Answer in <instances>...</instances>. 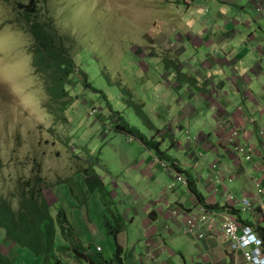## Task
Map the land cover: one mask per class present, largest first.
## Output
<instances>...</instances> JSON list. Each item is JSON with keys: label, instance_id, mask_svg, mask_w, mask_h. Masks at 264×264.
<instances>
[{"label": "rangeland", "instance_id": "obj_1", "mask_svg": "<svg viewBox=\"0 0 264 264\" xmlns=\"http://www.w3.org/2000/svg\"><path fill=\"white\" fill-rule=\"evenodd\" d=\"M189 1L0 0V191H15L19 179L31 178L39 171L45 178L44 193L52 212L56 214L63 205L73 221L74 214L78 218L76 225L96 226V242L109 258L115 252L116 239L112 233L105 234L108 227L98 220L102 219L99 212L102 208L109 211L111 225L117 226L110 211L116 213L120 205L127 206L126 197L121 190L114 196L98 188L88 193L89 207L82 208L80 203L87 202L83 185L89 175L84 171L90 166L89 156L93 168L98 164L96 170L110 183V170L121 173L116 165L121 151L140 149L137 142H128L132 135L114 128L121 119L115 110L131 125L154 134L148 126L149 112L141 103L151 104L160 97L168 103L170 96L162 89L166 82L161 74L171 71L168 77H172L182 68H200L201 55L214 47L197 45L196 38L202 37L206 27L214 35L222 32L219 25L223 18L218 20L217 15L237 17L243 31L245 22L250 21L247 32L264 38V0ZM215 2L222 8L212 16L205 6ZM39 6L42 19L52 18L62 33L74 39L76 76L67 88L70 94L65 108L53 102L32 64L35 41L20 11ZM85 77L90 84L85 83ZM177 92L185 93L175 85L172 93ZM179 156L187 165L185 156ZM102 160L106 164L99 166ZM164 160L170 162L169 158ZM160 182L158 177L154 184ZM57 235L65 239L64 230ZM87 235L83 238L89 240ZM5 239L10 241L7 247ZM0 244L15 263L43 264L41 256L16 244L1 226Z\"/></svg>", "mask_w": 264, "mask_h": 264}, {"label": "crops", "instance_id": "obj_2", "mask_svg": "<svg viewBox=\"0 0 264 264\" xmlns=\"http://www.w3.org/2000/svg\"><path fill=\"white\" fill-rule=\"evenodd\" d=\"M184 2L190 3L189 0ZM205 7L212 16L222 8L218 2ZM217 16L218 20L223 18V23L219 25L222 32L214 35L208 33L209 28L206 27L202 37L196 38L197 45L214 47L201 55L200 68H182L172 77H168L171 71L161 74L166 82L162 89L170 96L168 103L161 97L151 104L141 103L142 109L147 108L149 112L148 126L156 131L147 134L160 142L164 156H159L134 137L128 142H137L140 149L121 151L120 159L116 160L121 173L110 170V183L106 182L107 176L104 178L96 170L98 164L94 173L85 177L86 199L89 191L101 188L108 194L113 192L114 196L119 195L121 190L128 201L127 206L120 205L116 213L110 211L120 216L119 221L114 217L116 223L123 222L116 240L123 247L127 264H245L242 251L232 250L229 239L224 235L222 223L225 209L230 206L243 224L251 222L253 227L264 225V211L258 207L264 195L256 192L258 181L264 185V38H258L254 31L247 32L250 21L242 20L246 23L243 31L239 29L242 23L237 17ZM237 28L239 33H236ZM195 61L198 59L195 58ZM186 83L193 85L186 86ZM175 85L180 90L184 89L185 93H172ZM234 128L239 129L237 142L249 147L251 159L235 150L236 140L231 138ZM174 150L176 153L172 155ZM179 154L185 156L187 165ZM211 154H215L213 158H209ZM164 158H169L170 162ZM162 160L166 165L162 164ZM202 160H205L203 168L199 166ZM104 164L102 160L99 166ZM177 167L194 176L204 202L188 184L175 183L179 173ZM158 177L161 182L155 185ZM173 179L174 183L171 182ZM231 194L237 197L253 195L256 210L241 211V205L229 200ZM80 204L82 208L89 207V198L86 203ZM202 204L208 208L209 217L205 223L208 226L206 234L199 237L198 230L196 233L187 231V219L193 214L200 217ZM66 212L69 224L87 253L98 252L97 246L101 245L96 242L97 227L91 229L90 225H76V215L73 221L68 210ZM99 213L102 219L98 220L104 223L106 229L109 211L102 208ZM87 219L91 220L89 216ZM133 228L137 229L136 235H133ZM104 232L107 234L108 230ZM87 233L89 240L83 238ZM56 240L58 246L70 245L69 240L62 236L57 235ZM5 241V246H9L10 241ZM79 250L71 248L62 252L63 260L91 264L88 259L79 261L75 258L74 254ZM103 250L101 246L99 252Z\"/></svg>", "mask_w": 264, "mask_h": 264}, {"label": "trees", "instance_id": "obj_3", "mask_svg": "<svg viewBox=\"0 0 264 264\" xmlns=\"http://www.w3.org/2000/svg\"><path fill=\"white\" fill-rule=\"evenodd\" d=\"M20 14L25 28L31 32L35 41V54L32 60L35 72L43 79L44 88L53 102H57L61 108H65L68 104L67 97L70 94L67 88L76 76L77 62L72 51L74 39L71 35L62 33L52 18L42 19L40 6L33 10L20 11ZM84 80L85 83H89L88 77H85ZM115 112L121 118L114 126L116 130L138 138L159 156H164L165 152L161 150L159 141L154 137H149L140 127L131 125L120 114V111L115 110ZM91 158H87L90 166L84 169L87 174L94 173V168H92L94 161L91 162ZM177 169L179 170L177 177L184 173L183 176L187 179L185 184H188L191 191L200 201L204 202V196L199 190L194 176L180 167ZM177 177L176 180L179 181ZM45 184V178L37 171L31 178L19 179L15 191H0V226L10 239L20 246L30 248L37 256H41L43 264H65L60 253H65L71 248H80L78 253L74 254L79 261L88 259L91 264H127L123 247L117 240L115 252L110 259L105 258L99 251L92 255L88 254L76 236L74 228L70 224L65 225L67 222L66 210L61 207L56 214L52 212L51 204L44 193L43 185ZM114 217L119 221V215L115 214ZM117 223L118 225L114 227L109 218L105 221L108 232L112 233L115 239L122 230L120 222ZM246 224L252 225L251 222ZM253 228L260 234L264 243V225ZM63 230L65 239L70 242L69 246L56 244L57 234ZM0 264H18L2 251L1 244Z\"/></svg>", "mask_w": 264, "mask_h": 264}, {"label": "built area", "instance_id": "obj_4", "mask_svg": "<svg viewBox=\"0 0 264 264\" xmlns=\"http://www.w3.org/2000/svg\"><path fill=\"white\" fill-rule=\"evenodd\" d=\"M263 133V130L260 131ZM239 133L238 128H234L231 133L233 141L236 140ZM235 150L246 155L248 159H251V151L247 145L237 142L235 144ZM177 179L183 183H187V179L183 175H178ZM256 192L260 195H264V185L259 181L256 183ZM229 200L234 204L242 206L241 211H254L256 205L254 204V196L247 195L243 197H235L233 194L229 196ZM258 207L264 211V197L261 199ZM202 214L200 217H196L195 214L187 219V231L190 233H196L198 230V236L203 237L206 234L207 225L205 224L209 217L208 208L205 205H201ZM201 225L200 227H198ZM222 229L224 235L229 239L232 250H241L244 256L245 264H264V243L262 237L254 231L251 225L243 224L239 217L233 214L231 207L228 206L225 209L224 220L222 223ZM97 250H101V246H97Z\"/></svg>", "mask_w": 264, "mask_h": 264}, {"label": "clouds", "instance_id": "obj_5", "mask_svg": "<svg viewBox=\"0 0 264 264\" xmlns=\"http://www.w3.org/2000/svg\"><path fill=\"white\" fill-rule=\"evenodd\" d=\"M258 10H260V7H258ZM133 139V137L131 136L130 137V140H132ZM162 164L163 165H166V163L162 160ZM249 225V224H248ZM252 226V225H251ZM254 229V228H253ZM254 231H256L255 229H254ZM257 232V231H256ZM258 233V232H257ZM259 234V233H258ZM260 235V234H259ZM97 251H100V250H97Z\"/></svg>", "mask_w": 264, "mask_h": 264}]
</instances>
